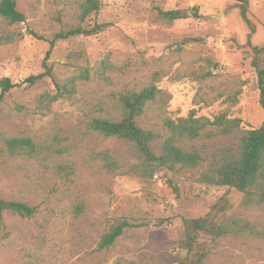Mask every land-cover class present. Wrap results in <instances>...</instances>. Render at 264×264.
<instances>
[{"label": "rangeland", "instance_id": "1", "mask_svg": "<svg viewBox=\"0 0 264 264\" xmlns=\"http://www.w3.org/2000/svg\"><path fill=\"white\" fill-rule=\"evenodd\" d=\"M24 21L0 16V79L19 84L0 102L1 134L30 137L41 158H0V197L36 208L31 218L0 217V264H177L182 255L183 219L207 212L224 189L200 181L210 162L236 149L245 124L264 119L254 85L249 32L236 0H100L101 11L85 22L105 24L96 35L57 40L47 60L52 77L26 85L44 71L48 43L79 24L81 0H15ZM182 9L188 16L167 20L157 9ZM251 44L264 43V0H249ZM11 37V39H10ZM192 39V41H186ZM264 66V54L262 56ZM86 71L88 78H81ZM72 80L74 93L38 109L37 99L55 94V82ZM150 84L163 95L137 119L162 134L163 117L193 114L213 119L240 118L243 128L221 135L214 128L185 143L205 160L195 168L157 170L141 181L111 176L93 159L108 150L126 166L136 161L130 143L93 131L94 117H120L117 95ZM245 123V124H244ZM160 141L153 143L159 152ZM223 213L264 220L263 210L248 211L233 195ZM127 221L122 234L98 249L102 234ZM206 264H264V239L247 235L217 238Z\"/></svg>", "mask_w": 264, "mask_h": 264}, {"label": "trees", "instance_id": "2", "mask_svg": "<svg viewBox=\"0 0 264 264\" xmlns=\"http://www.w3.org/2000/svg\"><path fill=\"white\" fill-rule=\"evenodd\" d=\"M241 19L249 28L246 42L243 46L250 47L251 65L255 71L254 85L258 93V104L264 112V66L262 56L264 43L251 44L254 26L248 17L249 0H236ZM100 0H81L78 5L77 19L79 24L67 30H61L46 39L37 33L29 34L38 40L48 43L42 66L44 71L29 75L24 79L26 85H33L45 77H52L47 60L57 40H64L73 36H91L100 33L105 24L94 22L91 26L81 23L96 16L101 11ZM161 18L167 20L182 19L188 13L182 9L161 10L157 9ZM0 16L8 23L15 24L24 21V14L18 10L15 0H0ZM11 39V37H10ZM192 41L188 39L186 41ZM81 78H88L86 71L81 73ZM56 92L53 95L44 93L37 99L38 109L47 102H51L63 95L74 93L71 88L72 80L64 83L55 82ZM19 84L8 77L0 79V102L13 87ZM163 92L155 85L150 84L139 90H128L117 95L120 117L113 120L108 117H94L89 127L104 136L116 137L126 140L132 146L136 161L126 166L120 163L108 150L97 151L93 159L98 162L99 168L111 176H134L141 181L151 179L157 170L173 171L176 167L195 168L205 160L193 146L186 148L185 143L198 139L203 131L214 128L221 135H227L243 128L240 118H228L219 114L208 119L189 114L176 120L163 117L161 120L162 134L150 128L141 127L137 119L142 115L146 106L159 102ZM245 124V123H244ZM247 126L241 132L237 147L232 152L223 153L210 162L208 168L200 174V181L209 186L224 189L220 197L209 207L207 212L196 218L183 219L184 233L179 246L182 255L177 259V264H206L211 252V243L217 238L228 236L247 235L264 239V220H251L238 217L234 214L224 216L232 203L229 199L233 195L240 197V206L248 211L263 210L264 208V119L257 125ZM2 146L0 158H41L45 154L37 143L30 137L7 136L1 134ZM160 141L159 152L153 149V143ZM36 208L23 201L13 198L0 197V217L6 213L20 218H31ZM129 223L125 220L111 226L101 235L98 249L108 248L122 234Z\"/></svg>", "mask_w": 264, "mask_h": 264}]
</instances>
